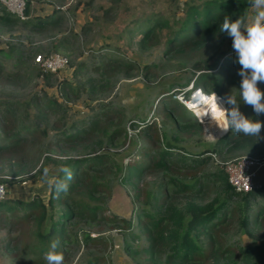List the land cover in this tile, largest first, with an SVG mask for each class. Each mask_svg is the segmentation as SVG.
<instances>
[{
  "label": "rangeland",
  "instance_id": "1",
  "mask_svg": "<svg viewBox=\"0 0 264 264\" xmlns=\"http://www.w3.org/2000/svg\"><path fill=\"white\" fill-rule=\"evenodd\" d=\"M33 1L30 16L34 15L33 11L37 12L35 15L41 16L38 12L43 11L41 14H44L46 9L52 10L51 15L54 16L55 10L59 9V14L62 15L61 22L57 25L46 26L42 30H32L20 23L12 27L0 26V46L7 42L22 44L23 57H28L26 64L30 65L28 66L29 72L34 74L39 66L34 57L39 53L49 55L48 52L54 50L50 41L56 38L61 40L65 36L67 42L64 45L67 47H61L59 51H62L61 54L68 58V62L62 69L53 73L54 76L49 83L41 78H35L32 83L23 84V77L22 82L14 80L15 83L10 85L0 84V100L12 102L13 107L17 108L15 129H24L34 123L35 113L33 110L28 112L29 108L26 104V100L33 92L41 89V93L45 91L60 102V105L51 106L44 118L43 123L48 126L47 135L29 137L22 146L23 148L16 147L15 154L8 153L1 157L0 180L3 179L2 182L5 183L6 197L27 201L34 195H39L48 206L54 177L39 180L34 172L44 162V155L49 154L52 158L58 159L47 162L50 164L47 168L51 174V171L57 172L68 155L86 154L75 150L61 153L62 148L56 151L49 149L53 147L49 140L52 142L57 140L59 135L62 136L59 133L63 130L71 133L74 130L71 128L73 124L89 125L95 119L107 120L111 123V128L117 125L126 127V134L119 135L113 144L107 143L105 138L97 144L98 146L96 145L98 151L107 154L112 162L115 161L121 165H125L127 159L136 155L138 149L143 146L160 149L168 142L172 145L171 150L189 157L199 154L207 156L205 163L198 170L199 173H208L218 168H222L225 172L223 161L240 155H251L257 159L264 158V134L261 141H258L261 145L260 150L257 151L258 154H254L255 151L252 152L249 145L234 146L232 143L231 147L222 148L217 141L224 134L220 133L216 124L210 118L207 119V116L202 121L196 115L197 111L188 108L181 99H178L184 104L181 112L192 118L188 129L175 123L161 108L160 110L155 108L157 99L163 94L172 98L179 97L181 94L189 97L191 89L187 90L186 87L192 85L191 81L197 73L216 72L221 69L220 62L213 65L215 57L210 55L211 51L208 54L203 50V47L199 54L187 57V55L175 52L169 44H166L171 27L178 28L181 25L175 22L177 17L184 15V7L189 0ZM204 1L206 0H191V5L201 6ZM252 15L254 12L250 7L248 16ZM151 25H155L151 33L144 36V32ZM220 47V50H232L233 52L232 38L226 37ZM15 57L2 59L5 71L8 67L11 68ZM194 60L202 62L200 67H206L204 63H208L213 68L196 69L192 64ZM26 64L24 63L19 70L22 76H24L23 71ZM6 77L2 75V78ZM240 77L237 75L233 81L234 84H229L226 93L230 94L231 90L237 91ZM259 87L264 90V86ZM166 99L169 100V98ZM162 103L163 101L159 102V106ZM253 112L250 106L244 104L243 113L246 116L250 117ZM191 114L196 117L197 121ZM207 123L209 124L207 129L211 131V134L209 131L206 134ZM145 127H152L149 133L159 137L158 140L155 141L147 136L143 131ZM238 136L233 135L234 139ZM218 149L221 151L218 152ZM41 151H43L42 154H40ZM32 154H40L41 157L35 166L28 169L26 165L33 163L30 157ZM19 159L23 162V169L19 168ZM99 174L98 180H106L108 189L99 184L94 197H88L84 193L73 195L77 199H85L92 204L103 206L100 216L107 218L115 214L125 219H132V223H135L136 209L139 204L133 202L134 186L130 182H122L115 167L100 171ZM162 176L163 171L161 170L145 171L140 183L145 187L154 188L159 184ZM260 184L264 183L255 182V185ZM209 186L210 188L202 189V194L199 195V199H196L197 201L203 203L216 195L221 197L225 195L217 185L212 186L209 183ZM176 198L177 201L184 202L182 197L176 196ZM234 199L237 198L234 197ZM262 200H264L262 195L254 199L257 202ZM255 207L253 205V209ZM59 213V205H56L45 215L44 222L51 216L58 218ZM34 217H31L32 219L28 222V233L35 232L37 222ZM238 218L240 219V216L237 214L230 215L223 226L226 230L221 234L223 243L230 245L237 253L234 256L236 262L230 264H242L239 255L241 248L255 242L260 243L264 239V220L260 224L258 221L259 226L250 233L242 229ZM8 225L9 223L6 222L4 223L5 228L0 229V244L1 235L3 237L6 235ZM9 231L11 235H17L18 228L12 226ZM68 231L66 251L61 246L56 249L57 252L63 254L64 264H146V259L141 252V246L146 242L144 237L139 236L135 240L127 237L126 233L131 230L127 229L126 224H121V221L101 220L98 217L91 226L79 222L74 227L71 223ZM73 231L77 233V240L72 234ZM86 231H89L91 236L101 238L85 240L84 232ZM258 233L263 235L259 237ZM35 239L36 236H33L29 242H35ZM20 243L18 239L15 241L18 245L14 250L17 257L26 258L22 264H47L44 258L46 253L36 254L31 244L25 242L26 245L23 247ZM128 243L132 250H126ZM9 260L10 257L5 252L3 253L0 247V264H6ZM214 261L215 259L211 258L204 264H213Z\"/></svg>",
  "mask_w": 264,
  "mask_h": 264
},
{
  "label": "trees",
  "instance_id": "2",
  "mask_svg": "<svg viewBox=\"0 0 264 264\" xmlns=\"http://www.w3.org/2000/svg\"><path fill=\"white\" fill-rule=\"evenodd\" d=\"M32 1L25 0V12L28 14L26 19H20L13 15L0 3V26L12 27L20 23L32 30H42L46 26L57 25L61 22L62 15L59 14V9H56L55 15H51V17L30 16ZM186 4L184 15L180 18L177 17L175 22L181 23V25L178 28H175L176 26L171 27L166 44H169L175 52L187 55V57L199 54L202 47L208 54L211 51L210 55L215 57L213 65L220 62L221 69L216 72H199L194 76L191 83L194 86L201 85L203 89L209 91L208 93L216 92L220 97H224L229 94L226 93V89L229 84H234L233 81L238 75L240 65L235 62L236 54L234 51L220 50L223 40L228 37L227 33L220 31V27L226 15L231 17L233 21L248 15L249 0H206L201 6L191 5V0H189ZM154 26L148 27L144 36L151 33ZM65 42H67L65 36L61 40L57 38L51 40L50 44L54 50L50 52L62 53L59 49L67 47L64 45ZM23 52L22 44L7 42L0 46V84L10 85L15 83L14 80H21L22 82L23 77V84H30L35 78H41L47 83L51 82L54 72L45 70L40 65L37 66L36 73L29 72L28 66L30 67V65L26 64L28 57H23ZM50 52L48 53L50 54ZM11 56L16 57L10 66L11 68L8 67L5 71L2 59ZM24 63L26 66L23 71L24 76H22L19 70ZM201 63V61L194 60L192 64L196 69L213 68L208 63H204L206 67H200ZM2 75L7 77L4 79ZM241 82L242 77L237 83L238 88ZM259 86H264V82L260 83ZM237 99L239 101V96ZM162 101L163 103L159 106V102ZM26 102L29 108L27 111L33 110L35 113L34 123L24 129H15L17 108L13 107L12 102L0 100V159L4 154H15L16 147H22L29 137L36 138L40 135H47L48 126L43 123L44 118L49 113L51 106L60 105L59 100L49 96L45 91L41 93V89L33 92ZM183 105L177 98L163 94L157 99L155 108L157 110L161 108L175 123L188 129L191 126L192 118L181 112ZM243 107L244 103H241L242 112ZM250 117L264 120V115L257 117L255 112ZM193 118L197 121L196 117L193 116ZM206 118L211 119L210 114ZM97 120L95 119L89 125L73 124L71 128L74 130L71 133L63 130L59 133L62 136L59 135L57 140L53 142L49 140L53 146L49 149L56 151L58 148H62L61 153L75 150L86 154L75 156L64 154L68 156L63 160V164L59 166L57 172L51 171V174L47 168L50 164L47 162L58 159L52 158L49 154L44 155V162L34 172L39 180L54 177L48 206L39 195H34L27 201L13 197H5L0 200V229L5 228L4 223H9L6 235L4 237L1 235L0 244L1 251L10 257L6 264H22L26 260L24 257L16 256L14 248L18 245L15 244L17 239L21 241L20 244L23 247L26 243L31 244L35 253L39 255L47 253L53 241H59V246L66 251V243L69 239L68 226L72 223L75 227L79 222L91 226L98 217L101 220L121 221V224H126L127 229L131 230L126 233V236L131 239L135 240L137 237L143 236L146 242L141 246V252L146 259V264H204L209 262L211 258L215 259L213 264L236 262L234 256L237 253L234 251L235 249L224 244L221 239V234L226 230L223 226L228 217L235 214L240 216L238 221L245 231L251 233L259 226L264 220V200L257 202L254 199L259 195L264 196V184L255 185L247 192L237 191L230 184L227 174L222 168L208 173H199L198 170L205 163L207 156H200L199 154L195 157H189L173 151L170 142L160 149L150 146L139 148L138 153L128 158L124 163L125 165L112 162L107 154L98 151L96 145L105 138L107 143L113 144L119 135L126 134V127L117 125L115 128H111V123H108L107 120ZM149 128H143L144 133L155 141L158 140L159 137L149 133L152 127ZM207 128H209L208 123L206 134L208 131L211 134ZM263 134L264 129L261 131V137ZM233 135L234 133L230 130L218 139V145L222 148L231 147L232 143L234 146L249 145L252 152L255 151L254 154H258L257 151L260 150L261 145H259L257 138L239 134L234 139ZM222 148L220 149L223 150ZM220 149L218 152L221 151ZM42 153L43 151L40 152V154ZM40 154L30 156L33 163L26 165L28 169L37 164L39 157H41ZM18 162L19 168L22 167L23 169L22 160L19 159ZM65 167L72 172L70 181L66 179V174L63 172ZM113 167L119 172L118 175L122 182H130L134 186L133 202L139 204L136 209L135 223H132V219H125L115 214L107 218L100 216L103 206L92 204L85 199H77L73 195L84 193L88 197H94V192L98 191L97 186L99 184L108 189L106 180H98L99 172ZM149 170L163 171L159 184L154 188L145 187L144 184L140 183L143 173ZM57 181H64L68 184L67 193H60L57 196L54 188ZM209 183L212 186L217 185L225 195L223 194L222 197L216 195L203 203L197 201L196 199H199V195L202 194V189L204 187L210 188ZM176 196L182 197L184 202L177 201ZM56 205H59V217L53 218L51 216L49 220L44 222L45 215ZM253 205L256 206L254 209ZM33 216H35L37 226L35 232L30 231L28 233V222ZM258 221L259 224H257ZM12 226L18 228L17 235H11L9 229ZM72 234L77 240L76 231H73ZM257 235L261 237L263 234L258 233ZM33 236H36L35 242L30 243L29 240ZM100 238L99 236H91L89 231L84 232L85 240ZM222 247L223 250H221ZM126 250H132L129 243ZM239 255L242 264H264V239L260 243L255 242L241 248ZM218 260L219 262H217Z\"/></svg>",
  "mask_w": 264,
  "mask_h": 264
},
{
  "label": "clouds",
  "instance_id": "3",
  "mask_svg": "<svg viewBox=\"0 0 264 264\" xmlns=\"http://www.w3.org/2000/svg\"><path fill=\"white\" fill-rule=\"evenodd\" d=\"M249 6L254 15L246 14L235 21L226 15L220 27L221 32L232 38L235 62L240 65L238 75L242 77V82L236 92L231 90L230 94L224 97H218L216 94L211 97L199 96L198 104L206 107L202 112L197 111L196 115L203 121L205 116L210 114L221 134L231 130L234 134L255 137L259 141L262 139L264 120L248 117L240 108V104L244 103L252 107L257 117L264 115V90L259 87V84L264 82V0H249ZM63 172L70 181L71 170L65 167ZM54 188L59 196L60 193H67L68 184L57 181ZM58 246L59 241L52 242L44 257L47 264H64L63 254L56 251Z\"/></svg>",
  "mask_w": 264,
  "mask_h": 264
},
{
  "label": "built area",
  "instance_id": "4",
  "mask_svg": "<svg viewBox=\"0 0 264 264\" xmlns=\"http://www.w3.org/2000/svg\"><path fill=\"white\" fill-rule=\"evenodd\" d=\"M0 2L13 15L19 17L20 19L28 18V14L25 12V0H0ZM34 59L42 68L51 72H57L68 62V58L58 52H54L49 55H41V53H39ZM186 89H191L189 97L181 94L176 98L181 99L187 106V100H191L200 94H206L201 87L198 86L195 88L193 84L188 85ZM223 164L230 184L237 191L247 192L255 186L254 176L257 169L264 164V158L257 159L251 155H240L226 160L225 162L223 161ZM5 197L6 186L5 183L0 181V200Z\"/></svg>",
  "mask_w": 264,
  "mask_h": 264
},
{
  "label": "crops",
  "instance_id": "5",
  "mask_svg": "<svg viewBox=\"0 0 264 264\" xmlns=\"http://www.w3.org/2000/svg\"><path fill=\"white\" fill-rule=\"evenodd\" d=\"M33 2L34 1H32V3ZM41 12H43V11H39L38 12V13H40L41 16H43V17H51V14H52L51 12H53V11L46 9L44 14H41ZM36 13L37 12L34 13V11H33L34 15ZM30 14H31V11H30ZM254 181L257 182V184L264 183V164L257 169L256 174L254 176Z\"/></svg>",
  "mask_w": 264,
  "mask_h": 264
},
{
  "label": "bare ground",
  "instance_id": "6",
  "mask_svg": "<svg viewBox=\"0 0 264 264\" xmlns=\"http://www.w3.org/2000/svg\"><path fill=\"white\" fill-rule=\"evenodd\" d=\"M203 91V90H202ZM206 96L208 97H211L213 95H217L218 97H220L216 92H212V93H208V92H205ZM202 94L198 95V96H195L193 99L191 100H187V103H188V108H190L191 110L193 111H203V108L206 107V105H201V104H198L197 100H198V97L201 96ZM212 121V120H211Z\"/></svg>",
  "mask_w": 264,
  "mask_h": 264
}]
</instances>
